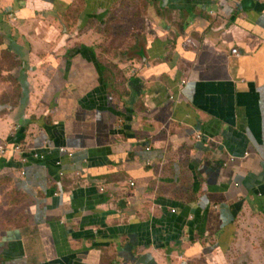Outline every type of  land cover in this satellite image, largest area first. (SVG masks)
<instances>
[{
  "label": "crops",
  "instance_id": "obj_1",
  "mask_svg": "<svg viewBox=\"0 0 264 264\" xmlns=\"http://www.w3.org/2000/svg\"><path fill=\"white\" fill-rule=\"evenodd\" d=\"M82 1L0 0V264H264V0Z\"/></svg>",
  "mask_w": 264,
  "mask_h": 264
},
{
  "label": "rangeland",
  "instance_id": "obj_2",
  "mask_svg": "<svg viewBox=\"0 0 264 264\" xmlns=\"http://www.w3.org/2000/svg\"><path fill=\"white\" fill-rule=\"evenodd\" d=\"M83 3L84 2L81 0V3L76 4V11H78V9H80V8L81 9L84 8ZM120 4L122 5L123 9H118L116 12L118 14H123L125 16L124 19L118 20L117 15L113 14V13L108 18L111 22H113L112 24H114V25L121 24L122 25L121 27H119V28L115 27L114 29H123L124 28L126 31L130 32L131 34H137L139 32L143 33L145 31V27H144V29H141L140 28L141 26L139 25V23L145 24L147 17H143V16L140 17V16H136V15L134 16L133 14H131V9L132 8H141V9L145 10L143 7H147V4L141 0L138 1L137 3L135 0H129V2H128V0H121ZM77 7H78V9H77ZM127 35H129V33L119 32L117 35L113 36L112 43H115L117 46H121V45L127 43ZM145 43H146V41H144V44ZM140 49L145 51V48L139 47V43H138V45L136 47L103 48V49H101V52H103L105 54L104 58L107 59L109 66H115V65H113V62L118 59L119 65L121 68L118 69L117 66H115V67L118 71L122 72V75L124 74V76L127 78L128 75H132V74L136 73V67L137 66L132 59L135 55L137 57L140 55ZM176 51H177L176 48H172V56L173 57H174ZM142 53L144 55V52H142ZM142 53H141V55H142ZM100 55L102 56V53ZM173 57H172V59H173ZM245 225H246V223L242 226V231L247 232V233L261 234V231H262L261 229L253 227V228H250L249 230H247L245 228Z\"/></svg>",
  "mask_w": 264,
  "mask_h": 264
},
{
  "label": "built area",
  "instance_id": "obj_3",
  "mask_svg": "<svg viewBox=\"0 0 264 264\" xmlns=\"http://www.w3.org/2000/svg\"><path fill=\"white\" fill-rule=\"evenodd\" d=\"M238 53V51H237V49H235V50H233V54H237ZM8 147H11V149H14V150H18V149H20V146L19 145H14V144H12V146H8ZM45 148L47 147L46 145L44 146ZM64 148H61V150H63ZM7 151H8V149H6V147L5 146H3V145H0V155H4V154H7ZM35 157H37V156H39V157H43L44 156V154L42 153V151H40V152H36V153H34L33 154Z\"/></svg>",
  "mask_w": 264,
  "mask_h": 264
}]
</instances>
